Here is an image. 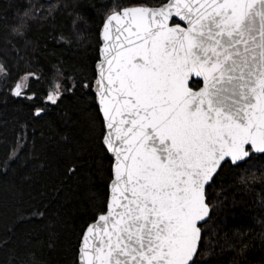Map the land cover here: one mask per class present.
Returning <instances> with one entry per match:
<instances>
[{
    "label": "snow or ice",
    "instance_id": "6c2138e0",
    "mask_svg": "<svg viewBox=\"0 0 264 264\" xmlns=\"http://www.w3.org/2000/svg\"><path fill=\"white\" fill-rule=\"evenodd\" d=\"M101 41L96 91L114 159L80 264H197L206 185L264 154V0L117 4Z\"/></svg>",
    "mask_w": 264,
    "mask_h": 264
},
{
    "label": "trees",
    "instance_id": "16d2710c",
    "mask_svg": "<svg viewBox=\"0 0 264 264\" xmlns=\"http://www.w3.org/2000/svg\"><path fill=\"white\" fill-rule=\"evenodd\" d=\"M160 3L0 0V264H79L112 177L91 86L99 31L114 5ZM25 73L32 99L11 91ZM57 82L63 92L48 103ZM206 198L197 264H264V154L223 165Z\"/></svg>",
    "mask_w": 264,
    "mask_h": 264
},
{
    "label": "water",
    "instance_id": "95a60500",
    "mask_svg": "<svg viewBox=\"0 0 264 264\" xmlns=\"http://www.w3.org/2000/svg\"><path fill=\"white\" fill-rule=\"evenodd\" d=\"M104 22H105V20H104ZM104 22H103V24H102V26H101V28H100V31H99V40H100V46H99V59L96 61V63H95V65H94V69H95V78H94V80H93V83H92V91L94 92V94H95V102H96V105H97V107H98V109H99V112H100V114H101V116H102V119H103V122H104V128H105V133H104V136H105V134H106V132H107V129H106V127H105V121H104V118H103V114H102V111H101V108H100V105H99V102H98V94H97V91H96V81H97V79H98V63L101 61V52H100V49H101V43H102V41H101V31H102V28H103V25H104ZM22 97V96H21ZM103 144H104V137H103ZM104 146H105V148L107 149V147H106V145L104 144ZM107 151L109 152V150L107 149ZM110 153V152H109ZM111 154V153H110ZM254 155H261V154H254ZM113 159H114V157H113ZM229 163H231V162H229ZM241 163H243V162H241ZM220 170V169H219ZM219 170H218V172H219ZM216 176V175H215ZM214 176V177H215ZM213 181V180H212ZM212 181L208 184V185H206V191H207V188L211 185V183H212ZM110 184V183H109ZM109 195H110V190H109V187H108V198H107V203H108V200H109ZM206 204H207V198H206ZM208 205V204H207ZM209 207V206H208ZM106 211H107V205H106ZM105 211V212H106ZM209 213H210V208H209ZM209 217H210V214H209V216L208 217H206L205 218V220H206V222L208 221V219H209ZM98 219V218H97ZM96 219V220H97ZM95 220V221H96ZM94 221V222H95ZM93 222V223H94ZM206 222H200V224H201V226L203 225V224H205ZM92 224V223H91ZM86 230V229H85ZM85 230H84V232H85ZM84 232H83V234H82V237H81V240H80V243H79V247H78V254H77V260H78V263L80 264V261H79V253H80V248H81V246H82V239H83V235H84ZM198 249H199V243H198Z\"/></svg>",
    "mask_w": 264,
    "mask_h": 264
},
{
    "label": "rangeland",
    "instance_id": "374dc122",
    "mask_svg": "<svg viewBox=\"0 0 264 264\" xmlns=\"http://www.w3.org/2000/svg\"><path fill=\"white\" fill-rule=\"evenodd\" d=\"M0 67H3L2 65H1V62H0ZM4 69V68H3ZM3 74H5L4 73V71L3 72H0V75H3ZM26 75V76H25ZM25 75L19 80V81H21L20 82V85H21V90H22V93L25 95L26 94V96H27V98L29 99V97L31 96V95H29L28 93H27V86H26V84H25V82L27 81V78H28V80H29V76H33V74H31V73H25ZM35 78V77H34ZM23 79V80H22ZM55 84H60L61 85V82H57V83H55ZM16 85H17V83L15 84L14 83V85H12V87H11V91L16 87ZM55 86V85H54ZM92 86V85H91ZM62 92H63V88H62V91H61V93H60V95L62 94ZM46 101V100H45ZM46 102H48V103H51L50 101H46ZM36 112H37V109H36Z\"/></svg>",
    "mask_w": 264,
    "mask_h": 264
},
{
    "label": "flooded vegetation",
    "instance_id": "af4514ba",
    "mask_svg": "<svg viewBox=\"0 0 264 264\" xmlns=\"http://www.w3.org/2000/svg\"><path fill=\"white\" fill-rule=\"evenodd\" d=\"M21 92H22V90H21ZM21 96L23 97V96H24V94L22 93V95H21ZM45 100H46V101H48V100H47V98H46Z\"/></svg>",
    "mask_w": 264,
    "mask_h": 264
}]
</instances>
